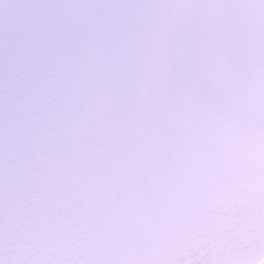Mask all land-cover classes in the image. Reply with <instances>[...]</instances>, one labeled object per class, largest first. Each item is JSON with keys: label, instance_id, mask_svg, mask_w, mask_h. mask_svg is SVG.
I'll list each match as a JSON object with an SVG mask.
<instances>
[{"label": "water", "instance_id": "water-1", "mask_svg": "<svg viewBox=\"0 0 264 264\" xmlns=\"http://www.w3.org/2000/svg\"><path fill=\"white\" fill-rule=\"evenodd\" d=\"M254 1L205 0L192 14L165 0L149 19L168 26L166 54L154 53L163 48L154 36L124 41L122 0H69L61 17L23 19L31 35L67 42L68 76L58 85L34 73L0 98V124L12 141V130L27 138L23 149L0 147V264H264V40L246 14ZM107 7L106 21L89 20ZM257 7L262 15L263 0ZM211 8L223 25L208 20ZM3 23L8 35L14 24ZM5 38L0 31V74L13 55ZM109 80L125 83L120 116ZM97 82L81 98L86 124L61 88Z\"/></svg>", "mask_w": 264, "mask_h": 264}]
</instances>
